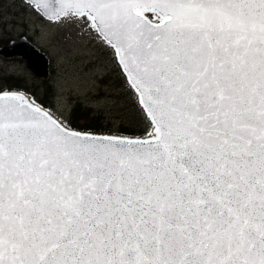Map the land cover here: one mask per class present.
<instances>
[{
  "label": "snow or ice",
  "instance_id": "obj_1",
  "mask_svg": "<svg viewBox=\"0 0 264 264\" xmlns=\"http://www.w3.org/2000/svg\"><path fill=\"white\" fill-rule=\"evenodd\" d=\"M108 51L139 135L0 88V264H264V0H22Z\"/></svg>",
  "mask_w": 264,
  "mask_h": 264
},
{
  "label": "rangeland",
  "instance_id": "obj_2",
  "mask_svg": "<svg viewBox=\"0 0 264 264\" xmlns=\"http://www.w3.org/2000/svg\"><path fill=\"white\" fill-rule=\"evenodd\" d=\"M21 35L49 55V74L39 78L22 58L0 55V88L21 84L68 122L75 105L89 108L106 128L99 134L119 135V124L142 123L119 67L84 26L52 25L22 0H0V46Z\"/></svg>",
  "mask_w": 264,
  "mask_h": 264
},
{
  "label": "water",
  "instance_id": "obj_3",
  "mask_svg": "<svg viewBox=\"0 0 264 264\" xmlns=\"http://www.w3.org/2000/svg\"><path fill=\"white\" fill-rule=\"evenodd\" d=\"M0 55L22 58L29 70L39 78L49 74L51 63L49 55L33 44L25 35L13 38L7 44L1 45Z\"/></svg>",
  "mask_w": 264,
  "mask_h": 264
},
{
  "label": "trees",
  "instance_id": "obj_4",
  "mask_svg": "<svg viewBox=\"0 0 264 264\" xmlns=\"http://www.w3.org/2000/svg\"><path fill=\"white\" fill-rule=\"evenodd\" d=\"M4 89V88H2ZM5 89L8 90H21L27 92V87H23L21 84H8L5 86ZM40 102V100H38ZM134 101V100H133ZM134 104H136L134 102ZM136 109H137V105ZM91 110L89 108H83L80 104L75 105L69 117V123L82 131H93L96 133H101L105 131V127H103L102 122L98 121L97 117H93ZM143 123V121H142ZM141 122L132 121L129 125L128 124H119L118 134L124 135H139L141 130L143 129L144 125ZM137 127V128H136ZM136 128V129H135Z\"/></svg>",
  "mask_w": 264,
  "mask_h": 264
}]
</instances>
